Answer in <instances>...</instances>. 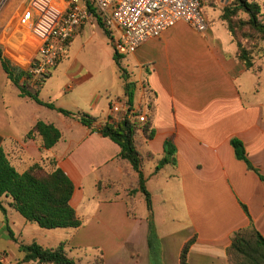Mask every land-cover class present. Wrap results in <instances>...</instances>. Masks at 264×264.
Listing matches in <instances>:
<instances>
[{
    "label": "crops",
    "instance_id": "obj_1",
    "mask_svg": "<svg viewBox=\"0 0 264 264\" xmlns=\"http://www.w3.org/2000/svg\"><path fill=\"white\" fill-rule=\"evenodd\" d=\"M5 1L8 4L0 9V49L19 74L21 85L40 43L22 31L19 19L28 10L37 19L40 12L34 5L38 0ZM229 1L202 0L211 23L206 32L179 23L135 53L121 56L129 82L135 85L131 111L145 109L146 91L154 98V138L141 139L139 150L143 156H154L144 162L142 171L153 203H157L151 245L156 248V262L155 251L150 249L149 213L142 218L137 213L135 200L140 192L134 191L139 175L119 158L118 145L98 133L106 124H119L113 119L114 104H129L114 60V45L96 22L74 36L67 57L38 91L43 102L93 117L92 127L22 98L0 60V147L20 173L35 164L56 161L74 183L72 206L83 225L76 230H52L60 233H42L27 221L18 227L13 209L4 204L7 215L0 211V231L9 227L23 244H39L37 237L42 235L47 244L39 245L45 248L67 243L68 256L77 263L86 259V264L100 254L105 264H180L182 249L193 239L188 264H230L228 250L235 233L253 226L264 237V51L253 69L240 62L237 45L220 19ZM250 1L258 2L264 11V0ZM51 3L56 11L67 7L66 0ZM211 3L220 4L217 15ZM90 48H96L92 63L96 74L88 71L79 55L80 50ZM29 104L37 106L31 113ZM39 121L62 132L61 141L50 150H42L39 136L25 140ZM233 139L244 144L259 174L236 158ZM168 140L175 147V164L156 173ZM148 163L156 164L155 171L146 173ZM166 173L163 202L182 205L178 206L181 212L168 219L159 217L160 196L150 186L153 178L160 180ZM24 232L31 236L21 242ZM17 252L22 254L18 258L14 256ZM23 257L8 230L0 232V264H18Z\"/></svg>",
    "mask_w": 264,
    "mask_h": 264
},
{
    "label": "trees",
    "instance_id": "obj_2",
    "mask_svg": "<svg viewBox=\"0 0 264 264\" xmlns=\"http://www.w3.org/2000/svg\"><path fill=\"white\" fill-rule=\"evenodd\" d=\"M72 0H66L70 3ZM91 12L93 8L90 7ZM98 25L104 30L110 41H113L112 33L103 25L100 19ZM221 21L226 24L234 43L237 45V57L248 69L255 68L256 58L263 51L264 43V11L258 2L250 0H232L227 4L221 15ZM0 60L9 79L20 89L22 98L32 99L37 104L54 110L66 117L76 118L83 125L92 127L95 119L87 114L75 113L62 108H57L53 103H46L39 99L38 91H29L19 84V74L12 69L10 61L0 49ZM114 60L125 82V92L128 98L130 110L134 106L135 85L129 82V76L121 65V55L115 51ZM146 104L148 106V121L140 123L138 119L126 118L118 125L106 124L98 130L102 137L114 142L120 148L119 158L129 162L134 171L139 175V187L134 193H142L147 201L150 226V249L155 240L156 230L154 224V207L151 193L147 190L146 179L142 168L146 160L154 159L152 154L143 156L139 147L141 139L152 140L154 129L151 118L154 114V98L147 93ZM39 136L42 140V150L54 148L62 139V132L53 124L43 121L37 122L28 133L25 140ZM235 156L246 163L249 170L259 174L249 161L244 144L238 140H232ZM165 156L156 168L158 173L168 164H175V147L170 140L165 144ZM75 186L69 176L58 167L56 161H44L30 167L24 173H20L11 163L8 155L0 147V211L6 214L4 200L7 205L17 211L27 222L37 224L44 230L79 229L83 220L72 206ZM247 212V208L244 207ZM8 237L17 242L20 251L24 254L18 264L36 262L38 264H79L70 258L67 253V243H61L56 248H45L37 242L31 244L19 243L15 239L9 227ZM195 240L188 242L182 249L180 264H188V255ZM155 256V255H154ZM230 264H264V237L253 227L241 230L233 236L232 244L228 250ZM91 264H105L102 254L97 255Z\"/></svg>",
    "mask_w": 264,
    "mask_h": 264
},
{
    "label": "built area",
    "instance_id": "obj_3",
    "mask_svg": "<svg viewBox=\"0 0 264 264\" xmlns=\"http://www.w3.org/2000/svg\"><path fill=\"white\" fill-rule=\"evenodd\" d=\"M51 2L37 1V19L33 10L24 12L19 19L22 31L40 43L37 57L21 80V85L32 92L42 89L52 71L67 57L74 36L88 24L97 23L94 15L112 33L114 49L121 56L135 53L144 43L161 38L179 23L200 33L210 27L202 0H72L63 11H56ZM128 108L127 104H114L113 119L119 123L126 118L147 123L148 106L137 111Z\"/></svg>",
    "mask_w": 264,
    "mask_h": 264
},
{
    "label": "rangeland",
    "instance_id": "obj_4",
    "mask_svg": "<svg viewBox=\"0 0 264 264\" xmlns=\"http://www.w3.org/2000/svg\"><path fill=\"white\" fill-rule=\"evenodd\" d=\"M231 1L232 0H230L229 2H231ZM4 3L6 5L8 4L7 1L0 0V9H1L2 6L5 5ZM224 4L226 5V2L223 3V5ZM219 5H220L219 3H211L210 4V6L214 9L213 12H214L215 15H217L218 12H220L219 10H221V6H219ZM206 11H207V9L204 10V13L205 14H206ZM222 13H223V11H222ZM220 19H221V17H220ZM214 20H218L219 21L218 18L217 19H214ZM210 25H211V23H210ZM220 26H221V24H220ZM221 27H224V26H221ZM1 50L3 51V49H1ZM95 51H96V48L95 49L94 48L87 49L83 53H81V50H80L79 51V55H80V58H83L87 62V64H88V67H87L88 71L96 74L98 72V70H97V68H95L92 65L93 58H94V55H95ZM3 53H4V51H3ZM34 107H37L36 104H29V106L27 108V111L29 113H31ZM155 167H156V164H153V163L146 164V166H145L146 173H149L150 171H152V168H153V171H155ZM166 175H167V173L165 175H163V177L160 178V180H158V178H153L151 180V182H150V186H151L152 189H154L155 194H158L160 196V201L161 202H160V205H157V207H158V213H159V214L158 213L157 214L159 215V217H163V218L168 219V217H170V214H177L178 215V213L181 212V211L178 210V206H180L181 204L174 205L173 203H171V204L166 203L167 201L165 203L163 202L165 200L164 197H163V191H164V187L167 184H166V182H162V181H164ZM135 201H136V204H137V213H138V216L142 218V214L143 213H145V214L148 213L146 198H145V196L142 193H140L139 196L136 197V200ZM4 204L7 205V202L5 200H4ZM156 204H157L156 202L153 203V207H154L153 208L154 209V218H155L154 224H156ZM13 211L14 212H13L12 217H14V221L17 222V225L19 227L20 224L23 223V222H25L26 220L17 211H15L14 209H13ZM5 215H7V214H5ZM6 222H7V219H6ZM32 225H33L34 229H36L38 231H42V233H47L48 231H49L48 233H60V232H52V231L50 232V230H43L37 224H33L32 223ZM160 225L162 226V224H160ZM155 230H156V226H155ZM0 232L1 233H3V232L7 233V229H4L3 230V228H2ZM33 234H35V232ZM30 236L31 235L29 233L24 232L23 239L21 240V242H23L25 240H29ZM62 237H63V235L59 236L58 238H62ZM37 238L39 240V244H42V245L43 244H47L46 243L47 242L46 241V238L44 236L39 235ZM46 246H49L50 247L52 245H46ZM6 250L8 252H11L8 249H6ZM153 250L155 251L154 261L156 262V248H154ZM15 254L16 255H14V256H16V258H18V256H21L22 255L19 252L15 253ZM85 260L86 259H83L82 260L83 262H81V263L79 262V264H86L87 263V260H86V263H85Z\"/></svg>",
    "mask_w": 264,
    "mask_h": 264
}]
</instances>
